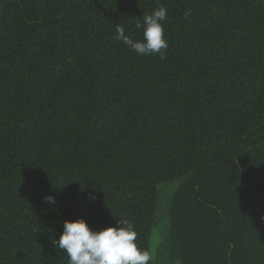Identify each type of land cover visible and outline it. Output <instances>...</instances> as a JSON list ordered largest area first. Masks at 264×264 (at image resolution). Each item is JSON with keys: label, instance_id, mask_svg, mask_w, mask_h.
Listing matches in <instances>:
<instances>
[{"label": "trees", "instance_id": "16d2710c", "mask_svg": "<svg viewBox=\"0 0 264 264\" xmlns=\"http://www.w3.org/2000/svg\"><path fill=\"white\" fill-rule=\"evenodd\" d=\"M160 6L163 59L115 38ZM81 218L148 264H264V0H0V264H68Z\"/></svg>", "mask_w": 264, "mask_h": 264}, {"label": "clouds", "instance_id": "9594fccd", "mask_svg": "<svg viewBox=\"0 0 264 264\" xmlns=\"http://www.w3.org/2000/svg\"><path fill=\"white\" fill-rule=\"evenodd\" d=\"M167 18V10L163 6L143 17V23H137L143 29V39L135 41L125 34L124 29L117 25V40L138 55L159 54L164 58L162 50L168 48L165 30L162 24ZM47 201L54 202L48 196ZM120 226H111L93 230L86 221L65 220L63 232L54 244L63 250L68 257V264H148L152 259L150 253L138 247L137 232L127 220H119Z\"/></svg>", "mask_w": 264, "mask_h": 264}, {"label": "rangeland", "instance_id": "374dc122", "mask_svg": "<svg viewBox=\"0 0 264 264\" xmlns=\"http://www.w3.org/2000/svg\"><path fill=\"white\" fill-rule=\"evenodd\" d=\"M172 190L171 189H167V192L169 193V192H171Z\"/></svg>", "mask_w": 264, "mask_h": 264}]
</instances>
